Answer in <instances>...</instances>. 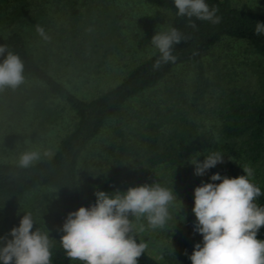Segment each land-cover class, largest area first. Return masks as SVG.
<instances>
[{
	"label": "rangeland",
	"instance_id": "obj_1",
	"mask_svg": "<svg viewBox=\"0 0 264 264\" xmlns=\"http://www.w3.org/2000/svg\"><path fill=\"white\" fill-rule=\"evenodd\" d=\"M231 3L264 14V0H231ZM171 18L169 10L143 0H0V39L11 28L21 31L32 52L42 60L46 57L44 66L54 79L72 94L90 100L120 83L132 67L156 52L151 40L157 32L169 28ZM88 23H92L89 31L99 34L97 43L101 41L99 37L102 43L87 57L85 65L76 66L66 51L69 29L73 24L85 27ZM37 25L44 27L49 40L37 35ZM63 48L66 57L60 54ZM203 65L210 85L203 99H192L197 77L195 64L179 63L155 86L129 97L122 105L121 118L105 123L78 158V188L93 204L98 190L112 194L126 192L129 187L160 184L173 191L176 198L169 206L170 219L163 228L152 229L144 219L133 221L142 242L148 245L146 251L163 264H168L166 247L182 249L177 234L181 218L177 201L180 187L168 185L170 170L150 161L145 148L141 153V149H129L130 156L126 155L122 164L117 162L120 146L139 139L144 147L150 136L160 132L161 143L174 127L171 118L164 113L157 116L156 111L172 102L176 108L185 109L192 121L190 129L199 132L203 140L217 133L218 113L229 95H264V56L249 51L240 39L221 38L205 54ZM26 89L25 95H0V161L18 163L21 153L30 150L39 151L41 159L46 157L45 151L54 153L73 123V113L63 99L29 84ZM204 151V157L197 158L200 162L210 154L207 149ZM54 196L52 188L40 186L11 203L20 217L30 213L34 220L32 231L47 233L51 243L56 214ZM3 198L0 196L1 203ZM13 227L7 222L0 225V237L12 239L9 233ZM257 239L264 240V226L259 229ZM197 243L203 246L202 235L183 252L185 259L178 264H192L189 257ZM73 264L82 262L73 260Z\"/></svg>",
	"mask_w": 264,
	"mask_h": 264
},
{
	"label": "trees",
	"instance_id": "obj_2",
	"mask_svg": "<svg viewBox=\"0 0 264 264\" xmlns=\"http://www.w3.org/2000/svg\"><path fill=\"white\" fill-rule=\"evenodd\" d=\"M143 1L169 10L172 13L169 27L179 29L187 38L174 46L176 62L164 64L158 70H154L153 64L159 57L156 50L153 55L132 67L120 83L90 100L72 94L62 83L55 80L44 66L43 60H46V57L42 60L32 52L27 38L21 31L11 28L0 39V45H9L11 50L21 57L25 67L24 84L15 90L7 89L0 92V95H25L28 90L26 84H29L30 87L37 88L45 94L63 99L73 113V123L59 141L51 157L46 156L29 168H21L16 162L0 161V196L5 198L3 203L0 202V206H4L0 209V225L7 222L18 227L20 224L23 216L20 217L19 213L13 210L12 200L20 201L19 199L25 193L40 186L53 189L56 214L53 219L54 232L51 243L52 264H73V260L66 257L60 244V238L65 234L62 226L68 213L78 210L81 206L93 205L81 195L78 188V158L105 123L121 118L122 105L129 97L155 86L175 65L189 62L195 64L197 69L192 99L194 101L203 99L210 86L205 75L203 57L217 41L225 36L244 41L249 51L264 56V35L257 36L254 32L258 22L264 24L262 13L235 7L231 0H206V3L215 5L219 9L217 15L221 17V22L214 25L193 18L196 24L193 28L189 25L187 18L176 16L174 0ZM90 24L92 23H88L85 27L73 24L69 29L70 42L66 45V51L72 58L73 65H85L87 57L91 56L95 47L102 43L101 37H99L101 41L97 43L99 34L95 35L93 34L95 31H89ZM64 49H61L60 54H65L66 57ZM53 54L57 56V51L53 50ZM5 58L6 53L0 56V63ZM224 101L218 113V128L215 136H205L203 140L199 138L201 134L189 127L192 121L188 118L185 109L181 106L176 108L175 103L172 102L165 109L156 111L157 116L164 113V116L171 118L170 121L174 127L161 143L159 142L160 132L150 136L144 147L139 139L131 145L120 146L117 162L122 164V161L126 160V155L130 156L129 149L138 148L141 149V153L145 148L150 161H157L156 165H164L170 170L168 185L172 186L174 183L180 187L177 201L181 218L178 221L177 234L182 243V249L177 250L173 245L166 247L165 258L168 264L184 261L183 252L197 237H201V234L194 231L197 223L192 211L194 189L202 183H220L221 181L210 180L213 174L219 173L221 177L235 178L245 175L244 167H251L252 182L261 189L262 193L256 203L264 207V95H229ZM205 149L209 151L207 153L219 152L223 155V163H218L216 168L209 169L204 176H197L194 174L195 166L190 163V160L204 157ZM135 172L137 171L132 172L133 175L140 178L134 174ZM130 219L133 222L135 218L130 217ZM132 234L138 243L142 242L136 227ZM139 264L163 263L145 250L139 258Z\"/></svg>",
	"mask_w": 264,
	"mask_h": 264
},
{
	"label": "clouds",
	"instance_id": "obj_3",
	"mask_svg": "<svg viewBox=\"0 0 264 264\" xmlns=\"http://www.w3.org/2000/svg\"><path fill=\"white\" fill-rule=\"evenodd\" d=\"M176 16L187 18L191 27L193 20L219 24V9L206 0H174ZM37 35L50 39L44 27L36 26ZM255 35H264V24L257 23ZM187 38L175 27L157 32L152 46L159 57L153 64L158 70L162 65L175 63L174 46ZM0 92L15 90L25 82V67L21 57L9 45H0ZM44 156L51 157V151ZM41 159L36 150L21 153L18 165L29 168ZM231 160V158H229ZM194 174L204 176L206 172L223 163V155L213 152L203 162L191 159ZM245 175L235 178L221 177L215 173L211 181L194 189L192 209L197 223L194 231L203 237V246L197 243L189 257L192 264H264V240L257 239L259 229L264 226V207L256 203L262 195L261 189L252 182L253 169L244 167ZM95 204L68 213L62 226L65 233L60 244L69 260L82 264H139V258L147 243L137 242L132 234L135 225L130 217L144 219L152 229L163 228L170 219L169 206L176 198L173 191L160 184H144L129 187L126 192L109 194L96 191ZM34 220L25 213L18 227L9 233L12 239L0 237V262L2 264H52L51 240L39 229L32 231ZM140 231H143L141 228Z\"/></svg>",
	"mask_w": 264,
	"mask_h": 264
}]
</instances>
